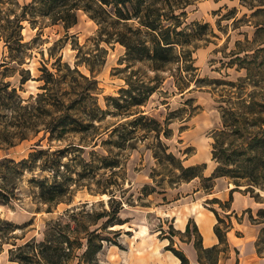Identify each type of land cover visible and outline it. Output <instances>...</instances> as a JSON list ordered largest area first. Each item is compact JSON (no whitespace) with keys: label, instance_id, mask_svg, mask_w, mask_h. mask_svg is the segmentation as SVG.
I'll use <instances>...</instances> for the list:
<instances>
[{"label":"rangeland","instance_id":"rangeland-1","mask_svg":"<svg viewBox=\"0 0 264 264\" xmlns=\"http://www.w3.org/2000/svg\"><path fill=\"white\" fill-rule=\"evenodd\" d=\"M151 1L154 6L164 7L169 14L167 22H181L178 30L194 32L199 29L192 26L193 22L208 24V29L199 31L201 36L192 37L191 42L184 48L191 52L193 59V67H188V73L185 68L177 69L180 62H173L161 70H153L147 61L129 63L125 59V47L118 42L105 43L102 40L105 37L98 33V24L82 11L79 12L78 23L68 31L61 24H51L50 20H44L35 28L27 21L21 22L24 26L23 42L32 43L21 67L28 69L32 78L40 75L39 68L43 65L52 70L51 64L60 55L61 61L69 63L72 68L76 67L78 60L90 58L94 65L93 74L100 88L99 103L104 109H108L106 98L118 97L121 89L128 88L127 77L134 73L133 79H144L150 86H155V92L144 105L132 107V110L141 111L160 125L158 131H147L141 123L138 124L139 128L135 131L137 137L129 139L125 143V149L103 142L110 139L115 126L120 127L125 121L132 120L133 116H116L111 113L107 114L99 125V134L96 137H87L83 144L80 134L70 135L61 142H49L47 138L41 139L42 131L33 138L17 140V144L10 148L3 144L0 160L12 158L16 161L27 157L34 147H51L50 150H53L72 144L82 148V152L79 154V151L70 150L69 158L79 154L89 163L88 166L97 167L94 171L97 175L94 179L88 177L73 183L72 192L67 197L71 201L52 205V211H47L50 205L38 198L37 189L29 182L33 176H48L47 171L25 172L18 179L11 177L8 180L4 177V170H1L0 186L9 192L13 190L14 198H11L8 204H0V264H19L9 260V250H14L17 245L28 240L41 239L46 222L57 218L66 209H84L93 214L108 210L109 195L96 193L106 187V190L116 193L111 204L116 208L120 207L117 216L126 222L105 228L104 220H101L94 226L99 228L98 232L102 236L109 238V241H104L103 249L98 253L102 264H179L180 259L171 250L165 249V246L171 243L172 248L184 252L186 244L193 245L192 242H187L189 238L183 233L189 219L194 220L192 210H198L202 205L210 210L215 209L226 219V214H223V209L218 203H208L210 199L205 202L201 200L205 195L212 193L215 185L210 193L205 192L202 186L209 184L208 181L196 177L188 183L181 178L180 171L173 168L180 164L217 166L211 152L213 135L215 136L216 130L221 127L218 100L227 98L226 91L229 86L225 83L238 84L241 79L238 78L246 75V70L240 69L235 59L237 55L242 57L246 52L233 53V50H237V43L241 41L243 45L253 47L249 53L264 47V32L256 33L257 27L264 26V0ZM18 2L23 4L22 0ZM129 25L135 28L138 24L133 22ZM59 40L61 42L54 46ZM60 45L63 47L59 51ZM101 48L104 51H101ZM180 50L181 48L177 47L175 54ZM6 55L8 48L0 40V59ZM77 68L81 73L91 75L85 64L80 63ZM181 76L188 80L182 81ZM20 78L18 72L7 80L18 88V93L24 99L39 91L40 82L35 79L28 80L22 85V90H19ZM215 79H219L220 83L212 82ZM250 82L248 91H256L258 100L263 101L264 89L253 87ZM129 127L130 125L121 126L120 133ZM0 129H3L1 135L6 134L7 129L2 124ZM169 153L173 154L174 161L166 156ZM102 155L111 159L117 158L119 166L104 167L98 161ZM74 167L81 170L82 164L75 163ZM75 177L73 174V178ZM228 182L232 183L229 179ZM146 185L154 188V192L147 196L142 192ZM197 186L201 190L195 195L193 190ZM257 191L259 194L263 192L258 189ZM103 195L107 198L102 199ZM254 199L258 202L257 205L254 209H246L243 215L247 216L251 223L259 225L256 249L258 255L264 256V224H261L264 222V213H259L264 209V197L260 195ZM10 223L16 224L17 228L14 230ZM236 256L229 244L217 264H234ZM238 258L239 261L241 258V264L249 262L244 253ZM211 262L212 260L209 261ZM256 262L264 264L263 260L256 259Z\"/></svg>","mask_w":264,"mask_h":264},{"label":"trees","instance_id":"trees-1","mask_svg":"<svg viewBox=\"0 0 264 264\" xmlns=\"http://www.w3.org/2000/svg\"><path fill=\"white\" fill-rule=\"evenodd\" d=\"M22 1L23 4L18 0H0V40L8 48V55L0 59V126L2 124L7 129L6 134H0V149H3V144L10 148L17 144V140L33 138L41 131V139L47 138L49 142H61L70 135L80 134L83 144L87 137H96L99 134V125L109 113L116 116H133L132 120L125 121L123 125L119 124L120 127L130 125L128 129L120 133V127L115 126L110 139L103 142L119 149H125V143L137 137L135 131L140 123L147 131L159 130L158 121L145 116L141 111L132 110V107L144 105L155 92V86H150L144 79H133L134 73L127 77L128 88L121 89L118 97L106 98L108 109H104L99 103L100 88L93 74L94 65L90 58L78 60L76 67L72 68L69 63L61 61L60 55L51 64L52 70L43 65L39 68L40 75L32 78L29 70L21 67L27 49L32 45L31 42H23L24 26L21 22L27 21L35 28L44 20H50L51 24H61L68 31L78 23L79 12L82 11L98 24V33L105 37L102 39L105 43L118 42L125 47V59L129 63L147 61L153 70H161L173 62H180L177 69L185 68L187 73L188 67H193V59L191 52L184 48L191 42L192 37L201 36L199 31L208 29L207 23L193 22L192 26L199 29L194 32L178 30L181 22H167L169 14L164 7L154 6L151 0ZM133 22L138 24L135 28L129 25ZM259 32H264V26L257 27L256 33ZM59 42L61 40L56 41L54 46ZM62 47L59 46V51ZM177 47L181 50L175 54ZM252 48L239 41L237 50H233L235 54L246 52L242 57L237 55L235 58L239 63L238 67L246 70V75L239 77L240 80L237 79L240 81L238 84L225 83L229 86L226 91L227 98L218 100L221 127L215 131V136L213 135L211 153L217 166L212 174L203 175L206 166L180 164L173 168L180 171L181 178L186 182L196 177L208 181L209 184L203 185L202 188L209 193L216 178H228L234 185L228 199L221 201L212 198L207 201L218 203L224 211L230 210L232 193L235 190L249 193L255 198L260 197L257 189L264 192V100H258L256 91H248L250 81L253 87L264 89V47L249 53ZM80 63L86 65L90 76L78 70ZM18 72L21 77L19 90H22V85L30 79L40 82L39 91L35 95L31 94L24 99L18 93V88L7 80ZM181 80L188 79L181 76ZM212 82L220 83V80L215 79ZM262 96L264 97V94ZM1 131L3 129H0ZM158 143L161 145L160 141ZM50 149L51 147H34L27 157L18 161L12 158L0 160V172L4 170V177L8 180L11 177L18 179L25 172H48L49 175L43 178L33 176L29 179L37 189L38 198L50 205L47 211H52V205L71 201L67 197L72 192L73 183L88 177L94 179L97 175L94 174L97 167L88 166L89 163L80 157L82 148L68 144L62 148ZM70 150L79 151V154L69 158ZM166 156L175 160L171 153ZM64 158L67 160H63ZM98 161L104 167L119 166L117 158L111 159L105 155L100 156ZM75 163L82 164V169L77 170ZM106 189L107 187L96 193L109 195L108 210L93 214L84 209H66L57 218L46 222L41 239H31L17 246L13 243L16 247L9 250V260L19 264H102L98 253L103 249L104 241H109V238L102 236L98 232L99 228L94 226L101 220H104L105 228L126 222L117 216L120 207L116 208L111 204L116 193ZM142 192L147 196L154 192V188L146 185ZM11 198H14L13 190L9 192L0 186V204H8ZM211 210L217 219L214 225L218 238L216 245L203 247L202 235L192 218L183 232L189 238L187 242L193 243L200 264H217L220 255L229 248L227 232L232 227L230 216L234 212L226 214V220L215 209ZM259 213H264V209ZM234 216L237 220L240 219L238 214L235 213ZM10 226L14 230L17 228L16 224L10 223ZM165 249L171 250L180 259L179 264H189L186 254L172 248L171 243L165 246ZM234 251L239 253L237 249Z\"/></svg>","mask_w":264,"mask_h":264},{"label":"crops","instance_id":"crops-1","mask_svg":"<svg viewBox=\"0 0 264 264\" xmlns=\"http://www.w3.org/2000/svg\"><path fill=\"white\" fill-rule=\"evenodd\" d=\"M214 167L216 166L206 167L204 169V175L205 176L211 175L214 170ZM193 180L194 179L190 180V182L188 183H191ZM222 181L225 183L222 184L223 183ZM230 184L231 183L228 182L227 178L224 177L216 178L214 184L215 186L212 193L205 195L201 200L205 202L207 199H212V197H216L222 201L227 200L230 190L232 189ZM194 190L193 193L196 195L197 193L200 192L201 188L197 186L196 188H194ZM260 195L264 197V195L262 194ZM232 197L233 200L231 202L230 210L227 211L223 210V214L229 215L232 212H234L233 215L230 216L232 221V227L227 232V239L230 246L233 248V250L237 249L239 252L238 254L235 253L237 256L235 257L234 264H241V258L239 261L238 257L241 256L243 253L248 258L249 262L247 264L259 263L256 262V259L264 261V256H260V254L258 255V250L256 249V240L260 231L259 225L256 223H251L250 220L247 219V216L243 215L245 214L244 211L246 209L248 208L254 209V207L257 205L258 202L249 193H244L243 191H239V190L233 191ZM194 204L195 203L193 202L192 205ZM235 213L238 214L240 218L242 215V218L237 220L234 216ZM192 217L194 218V221L197 224L199 231L202 235L203 247L209 248L212 247L213 245H216L218 243V238L214 233V225L216 224L217 219L213 211L201 205L200 209L195 211L192 210ZM186 222H187V218L186 221L184 222V225ZM261 224H264V222ZM183 250L189 259V264H200L197 259V252L192 244H186Z\"/></svg>","mask_w":264,"mask_h":264},{"label":"bare ground","instance_id":"bare-ground-1","mask_svg":"<svg viewBox=\"0 0 264 264\" xmlns=\"http://www.w3.org/2000/svg\"><path fill=\"white\" fill-rule=\"evenodd\" d=\"M230 186L233 187L234 185L231 183ZM261 194L264 195V192H261ZM103 198H107V196H106V195H103V196H102V199H103ZM174 257H175V256H174ZM175 259L179 260L177 257H175Z\"/></svg>","mask_w":264,"mask_h":264}]
</instances>
